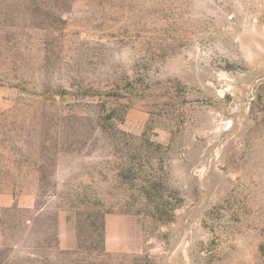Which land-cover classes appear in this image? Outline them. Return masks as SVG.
<instances>
[{
    "label": "rangeland",
    "instance_id": "1",
    "mask_svg": "<svg viewBox=\"0 0 264 264\" xmlns=\"http://www.w3.org/2000/svg\"><path fill=\"white\" fill-rule=\"evenodd\" d=\"M0 264H264V0H0Z\"/></svg>",
    "mask_w": 264,
    "mask_h": 264
}]
</instances>
